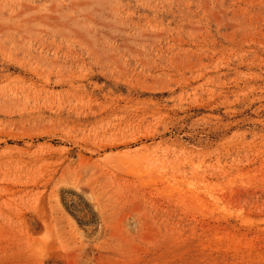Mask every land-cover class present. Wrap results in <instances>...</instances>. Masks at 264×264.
<instances>
[{"label":"rangeland","instance_id":"374dc122","mask_svg":"<svg viewBox=\"0 0 264 264\" xmlns=\"http://www.w3.org/2000/svg\"><path fill=\"white\" fill-rule=\"evenodd\" d=\"M0 264H264V0H0Z\"/></svg>","mask_w":264,"mask_h":264}]
</instances>
